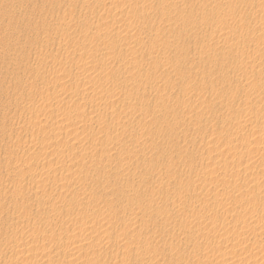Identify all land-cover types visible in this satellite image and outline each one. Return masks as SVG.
<instances>
[{
    "label": "rangeland",
    "instance_id": "obj_1",
    "mask_svg": "<svg viewBox=\"0 0 264 264\" xmlns=\"http://www.w3.org/2000/svg\"><path fill=\"white\" fill-rule=\"evenodd\" d=\"M0 264H264V0H0Z\"/></svg>",
    "mask_w": 264,
    "mask_h": 264
},
{
    "label": "bare ground",
    "instance_id": "obj_2",
    "mask_svg": "<svg viewBox=\"0 0 264 264\" xmlns=\"http://www.w3.org/2000/svg\"><path fill=\"white\" fill-rule=\"evenodd\" d=\"M135 13V12H134Z\"/></svg>",
    "mask_w": 264,
    "mask_h": 264
}]
</instances>
